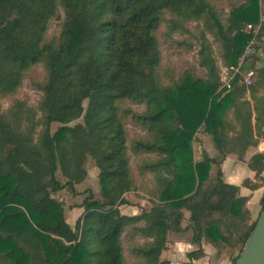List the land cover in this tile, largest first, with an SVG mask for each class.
Returning a JSON list of instances; mask_svg holds the SVG:
<instances>
[{"label":"trees","instance_id":"trees-1","mask_svg":"<svg viewBox=\"0 0 264 264\" xmlns=\"http://www.w3.org/2000/svg\"><path fill=\"white\" fill-rule=\"evenodd\" d=\"M260 1L243 0L223 21L208 0H0V97L14 94L30 67L44 63L47 72L40 86V119L18 102L0 110V264H126L121 236L140 222L143 226L132 231L149 242L134 248L137 264H170L161 260L167 236L185 231L198 247L187 255L190 262L204 256L203 240L216 256L223 245H238L241 252L257 219L250 220L239 188L222 181L220 166L230 154L242 161L264 138V93L257 97L264 89ZM59 10V40L48 42V24ZM167 12L175 18L171 30L203 22L198 56L204 79L187 71L171 85L161 82L156 32ZM247 24L259 26V32L240 65L251 40L243 32ZM207 32L221 43L223 66L230 69L227 84ZM250 70L254 77L246 87L243 77ZM124 100L144 105L145 111L122 113ZM125 115L149 135L132 151L159 157L144 166L154 176L157 197L148 211L135 216L119 211L128 205L123 196L136 189ZM79 119L82 123L72 125ZM52 124L60 126L51 132ZM200 129L211 137L216 156L202 153L195 161ZM88 158L98 169L100 199L90 193L83 200V213L72 228L62 202L52 195L75 192L88 175ZM263 161L264 155L249 161L257 177Z\"/></svg>","mask_w":264,"mask_h":264},{"label":"rangeland","instance_id":"rangeland-1","mask_svg":"<svg viewBox=\"0 0 264 264\" xmlns=\"http://www.w3.org/2000/svg\"><path fill=\"white\" fill-rule=\"evenodd\" d=\"M208 1L214 8L217 9L223 21L226 19L227 14L232 8L243 3V0ZM260 7L261 15H264V4L263 6L260 5ZM171 20H175V18L170 13H165L164 21L156 32V37L161 51V62L159 67L161 82L166 86L171 85L172 82L177 81L187 71L192 73L197 78L204 79L206 71L200 67L198 56V51L201 46V35L202 32L205 31L203 22L191 21L184 24L183 28L171 30ZM62 21L63 12L62 10H59L58 15L48 24L45 34L46 41L54 43L58 42L61 33ZM206 38L211 45L213 56L219 68L222 83L227 84L230 80V69L223 66L221 43L218 42L209 32L206 33ZM242 69L245 70V68ZM46 76L47 72L44 63H39L30 67L24 74L21 85L17 91L12 95L0 97V110L2 112H6L13 105H15L16 102H18L30 109H33L36 112L35 119H40V113L38 112V105L42 98L40 86H42L45 82ZM83 105L86 107L87 102L85 101ZM120 110L122 113L130 111L133 114H142L145 111V106L124 100L120 102ZM77 123H82V119L77 120L72 125ZM124 123L127 131V155L129 158V168L136 185V189L123 196L128 202V205L120 207L119 211L122 215L135 216L139 215L142 210L148 211L151 207L152 200H155L157 197L156 192L158 188L156 186L154 176L151 173L146 172L144 166L146 164L156 162L159 157L157 154L151 153H134L132 151L133 145L136 142L149 141V135L145 129L135 124L130 115L124 116ZM59 126V124H52L51 132H54ZM40 130L41 126L37 127L36 133ZM198 134L201 136L206 135L209 137L208 140L212 143L211 137L205 134L203 129H200ZM196 140L194 148L197 157H200V161L202 153L204 152L201 147V145H203V139ZM85 167L88 175L82 183L74 186V193L68 190H63L52 195L57 201L62 202L64 218L72 228H74L76 220L83 213V208H81L83 200L89 196L90 193L93 194L95 199H100L98 169L96 168L94 161L90 158H88ZM57 178L64 183L65 180L62 178L60 172H57ZM186 213L184 216L187 215ZM186 223V220H184L183 224ZM141 226H143L142 222L135 225L132 224L124 230L121 236L122 250L126 264L140 263L141 260L133 253V250L134 248L149 242L147 238L132 231V228ZM173 236L175 237L176 235L170 233L168 240ZM187 238L191 239V233L187 234ZM239 249L240 246L238 245H236L233 249H227V257L229 258L230 264H232L233 258L238 256ZM214 250L215 253L213 257L216 256L215 254L217 252L215 248ZM161 260H166V255H161ZM177 264H186V262L181 260L178 261Z\"/></svg>","mask_w":264,"mask_h":264},{"label":"crops","instance_id":"crops-1","mask_svg":"<svg viewBox=\"0 0 264 264\" xmlns=\"http://www.w3.org/2000/svg\"><path fill=\"white\" fill-rule=\"evenodd\" d=\"M262 3L264 4V0L260 1V5L263 6ZM261 21H264V15H261ZM263 57L264 56H262V58ZM260 66L261 64L257 63V67ZM263 93H264V89H261L257 94V97L258 98L262 97ZM247 99L250 100V105L253 106V101L249 98V96ZM254 117L255 114L253 113V118H252L253 124L255 123ZM196 139H203L202 140L203 145H201V147L204 150L203 153L207 154L211 158L216 155V150L214 146L212 145L211 141L208 140L209 137H207L206 135L201 136L200 134L197 133L195 136V141H197ZM194 146H195V142L193 144V147ZM193 150H194L193 151L194 160L199 161L200 157L199 158L197 157L195 148H193ZM254 155H264L263 137L258 139V143L256 146L250 147L246 151V154L242 161L239 160L236 155L230 154L227 155V157L220 166L222 181L227 185H231L239 188L238 196L245 199V208L249 214V218L251 221H254L258 218L261 212V200L264 197V169L257 177L256 173L252 171L248 166L250 159ZM213 172H214V167H212L210 175H212ZM244 182H247L248 184L243 185ZM185 213L186 212H184V214ZM186 214L187 215H185V218L187 219L189 213L187 212ZM186 225L187 223L183 224L182 226L185 227ZM188 233L191 232L185 231L181 233H172L175 234L176 236L175 237L173 236L171 239H169L170 241L168 240L170 233L168 234L167 248L162 253V255L163 256L166 255V260H168L170 264H177V262L181 260L186 262V264H230L229 258L227 257V253H228L227 249H233L235 247L223 245L220 248L219 256L213 257L215 253L214 247L204 240L201 242V248L204 256L199 259L192 260L190 262L187 255L193 251H196L198 247L197 245L191 242V239L187 238Z\"/></svg>","mask_w":264,"mask_h":264},{"label":"water","instance_id":"water-1","mask_svg":"<svg viewBox=\"0 0 264 264\" xmlns=\"http://www.w3.org/2000/svg\"><path fill=\"white\" fill-rule=\"evenodd\" d=\"M234 264H264V209Z\"/></svg>","mask_w":264,"mask_h":264},{"label":"built area","instance_id":"built-area-1","mask_svg":"<svg viewBox=\"0 0 264 264\" xmlns=\"http://www.w3.org/2000/svg\"><path fill=\"white\" fill-rule=\"evenodd\" d=\"M243 32L247 35L251 36V40L249 41L248 45L246 46L241 60H240V65L243 63L244 59L247 58L248 56H250V54L252 53V46L255 43V38L259 32V26H254L252 24H247L245 25ZM239 65V66H240ZM239 69V68H238ZM238 69H235V72H238ZM253 77H254V72L253 71H247L244 74L243 80H244V84L246 87H249L252 85V81H253Z\"/></svg>","mask_w":264,"mask_h":264}]
</instances>
